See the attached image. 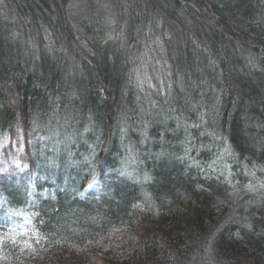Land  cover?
Returning a JSON list of instances; mask_svg holds the SVG:
<instances>
[{
    "label": "trees",
    "instance_id": "1",
    "mask_svg": "<svg viewBox=\"0 0 264 264\" xmlns=\"http://www.w3.org/2000/svg\"><path fill=\"white\" fill-rule=\"evenodd\" d=\"M5 235L0 264H264V0H0Z\"/></svg>",
    "mask_w": 264,
    "mask_h": 264
},
{
    "label": "snow or ice",
    "instance_id": "2",
    "mask_svg": "<svg viewBox=\"0 0 264 264\" xmlns=\"http://www.w3.org/2000/svg\"><path fill=\"white\" fill-rule=\"evenodd\" d=\"M123 174V173H122ZM90 187H91V185H90ZM249 189L250 190H253V188H252V185L250 184L249 186ZM8 239H9V237L7 236V235H5L4 237H3V240L2 241H0V243H3V244H6L7 243V241H8ZM26 247H29L28 245H26Z\"/></svg>",
    "mask_w": 264,
    "mask_h": 264
},
{
    "label": "rangeland",
    "instance_id": "3",
    "mask_svg": "<svg viewBox=\"0 0 264 264\" xmlns=\"http://www.w3.org/2000/svg\"><path fill=\"white\" fill-rule=\"evenodd\" d=\"M20 193V192H19Z\"/></svg>",
    "mask_w": 264,
    "mask_h": 264
}]
</instances>
